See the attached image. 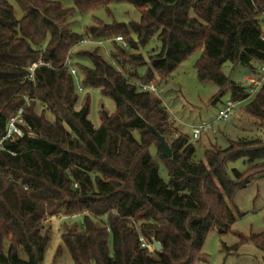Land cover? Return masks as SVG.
<instances>
[{"label":"trees","instance_id":"16d2710c","mask_svg":"<svg viewBox=\"0 0 264 264\" xmlns=\"http://www.w3.org/2000/svg\"><path fill=\"white\" fill-rule=\"evenodd\" d=\"M17 1L24 10L20 19L0 0V143L19 110L23 120L22 136L0 144V264H41L49 241L46 221L74 216L83 217V229H67L61 239L72 264L203 262L207 234L230 233L235 193L264 178V142L237 141L195 161L196 148L176 133L158 95L137 84L159 87L200 50L198 80L214 83L220 95L228 89L236 105L250 99L244 122L264 129V80L250 96L246 85L220 72L230 63L260 78L264 0H116L132 5L139 21H97L83 36L70 29L73 13L105 7L108 0H76L74 8H63V0ZM82 39L108 42L112 50L88 45L75 52ZM149 44L150 67L139 78L138 68L146 65L141 50ZM71 66L83 86L114 105L113 113L100 111L98 128L88 120L87 100L76 107ZM152 129L164 138L169 159ZM239 160L245 170L228 173ZM141 239L161 249L150 252ZM248 241L264 253V232ZM244 243L240 238L232 249Z\"/></svg>","mask_w":264,"mask_h":264},{"label":"rangeland","instance_id":"374dc122","mask_svg":"<svg viewBox=\"0 0 264 264\" xmlns=\"http://www.w3.org/2000/svg\"><path fill=\"white\" fill-rule=\"evenodd\" d=\"M14 10L16 19L22 18L24 10L17 0H7ZM76 0H63V8H74ZM140 15L137 10L126 2L108 0L105 7L97 8L88 13H73L69 19L70 29L83 36L84 29L93 25L94 22H102L105 25L113 23L128 26L137 23ZM108 50H112L110 43H105ZM93 47V46H91ZM154 48L149 44L141 50L146 65L138 68L139 78H143L149 69L147 52ZM89 49L88 45H78L75 52ZM201 51L197 50L191 54L177 69L169 76L166 83H161L158 88V97L167 112L168 121L176 129V133L189 138L191 144L196 148L195 161H205L206 152H220L225 150L230 143L241 140L260 139L264 142V129L246 124L244 109L249 100L237 103L229 115L228 120L219 121L217 115L227 101L232 100L229 90L226 89L220 95L218 87L212 82H201L198 80L195 65L200 59ZM72 63L77 62L72 57ZM223 76L235 84L246 85V79L253 74L249 68L241 65L225 63L220 67ZM81 91L77 90L78 104L81 107L84 100L88 101V120L95 128L100 126V111L114 112V105L109 98L103 97L97 89L88 88L81 84V76L77 73ZM236 102V101H235ZM249 121V120H248ZM250 122V121H249ZM205 125L209 126L198 140L191 139V128ZM155 157V148L150 149ZM245 170L242 161L230 163L228 173L231 169ZM159 176L168 181L166 169L160 165ZM234 223L230 233L218 235L216 231L207 234L201 253L204 261L196 264H264V253L248 241L252 234L264 232V178L253 180L244 189L238 190L230 202ZM49 227V241L45 247L43 261L41 264H72V261L62 244V235L65 230L73 228L77 231L83 229V217L72 218L55 217L48 219L45 223ZM242 238L246 243L236 251L232 249ZM108 246L111 240L108 239ZM150 252L156 251L153 245L149 246Z\"/></svg>","mask_w":264,"mask_h":264},{"label":"built area","instance_id":"2783aa9c","mask_svg":"<svg viewBox=\"0 0 264 264\" xmlns=\"http://www.w3.org/2000/svg\"><path fill=\"white\" fill-rule=\"evenodd\" d=\"M261 27H262V32H263L261 38L264 41V14L262 15ZM114 41L122 44V46L124 48H127V45L124 43V41L121 37H116L114 39ZM78 45H98L101 48H103V50L106 49L104 43L92 42L88 39H82ZM66 64L69 65L70 60H67ZM36 66H37L36 64H33L30 66L29 75L27 76V78L29 80H33V72H34V69L36 68ZM69 71H70L72 77L74 78L75 84H77V90L81 91V88L79 86L80 85L79 80L77 78L76 69L73 66H71V67H69ZM258 73L260 74L259 79L254 78V77H249L246 79V89H247L250 96L255 94V92L257 91V89L260 87L261 83L264 80V67L258 68ZM137 87L141 91H149L155 95H158V88L153 84H137ZM235 105H236L235 103H233L231 101H227L225 103V105L223 106V108L219 111L216 119L219 121L228 120L229 115L233 111ZM20 125H23L22 111L21 110H19L13 117H11L9 119L8 124H7V128H6V133L1 140V143L5 140L13 139L15 136L21 137L22 136V130L19 128ZM208 128H209V126H205V125H200V126H196V127L191 128V138L193 140H198L200 138L201 134L205 130H207ZM141 242L144 244L143 246L147 247L148 249H149V246H151V245H147L146 242H144L142 239H141ZM153 248H154V245H153Z\"/></svg>","mask_w":264,"mask_h":264},{"label":"water","instance_id":"95a60500","mask_svg":"<svg viewBox=\"0 0 264 264\" xmlns=\"http://www.w3.org/2000/svg\"><path fill=\"white\" fill-rule=\"evenodd\" d=\"M153 135L158 139V141L160 142V145L162 147L163 153L165 158L169 159L171 157V152L170 149L168 148L164 138H162L157 132H155L153 129L151 130ZM154 248L156 249V251H159L161 249L160 245L156 242L153 243Z\"/></svg>","mask_w":264,"mask_h":264}]
</instances>
